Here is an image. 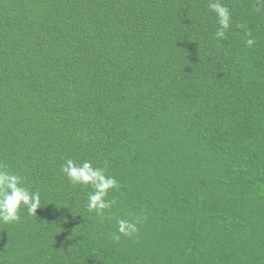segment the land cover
I'll return each mask as SVG.
<instances>
[{"label": "trees", "instance_id": "obj_1", "mask_svg": "<svg viewBox=\"0 0 264 264\" xmlns=\"http://www.w3.org/2000/svg\"><path fill=\"white\" fill-rule=\"evenodd\" d=\"M210 2L0 0V165L41 199L0 264H264V4L218 39ZM67 159L118 181L102 216Z\"/></svg>", "mask_w": 264, "mask_h": 264}, {"label": "clouds", "instance_id": "obj_2", "mask_svg": "<svg viewBox=\"0 0 264 264\" xmlns=\"http://www.w3.org/2000/svg\"><path fill=\"white\" fill-rule=\"evenodd\" d=\"M264 4V0H258ZM209 7L214 11L220 25L216 32L218 39L225 38L226 30L231 26V13L229 9L221 4L219 0H212ZM247 46L251 47L255 44V38L251 33H247ZM62 172L67 176L72 184L90 185L93 189L88 195L87 209L89 212L95 211L99 215H103L106 209L112 207L114 200H108L109 190L118 188V181L111 176L105 174L103 168L94 167L91 161L77 163L73 159H67L62 166ZM41 205L39 192H32L23 185L22 177L13 174L3 165H0V221L3 223L18 222L21 219L20 210L24 206L29 215H36L37 209ZM118 223V234H113L112 239L119 241L121 234L126 237H132L139 232V219L135 222L120 219Z\"/></svg>", "mask_w": 264, "mask_h": 264}]
</instances>
